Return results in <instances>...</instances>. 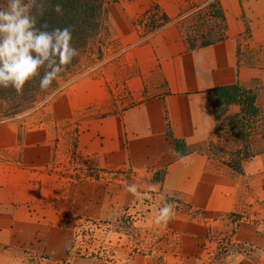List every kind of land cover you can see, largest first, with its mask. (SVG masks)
<instances>
[{"label":"rangeland","instance_id":"obj_1","mask_svg":"<svg viewBox=\"0 0 264 264\" xmlns=\"http://www.w3.org/2000/svg\"><path fill=\"white\" fill-rule=\"evenodd\" d=\"M107 16L102 60L83 55L51 99L0 117V264H264V154L227 166L212 143H237L217 130L213 95L173 93L162 72L230 40L264 69V0H118Z\"/></svg>","mask_w":264,"mask_h":264},{"label":"trees","instance_id":"obj_2","mask_svg":"<svg viewBox=\"0 0 264 264\" xmlns=\"http://www.w3.org/2000/svg\"><path fill=\"white\" fill-rule=\"evenodd\" d=\"M118 0H48L54 5L61 3L63 15L55 14L48 8L40 22H47L52 31L55 27L63 28L74 25L73 46L78 49L79 55L67 65L61 78L53 82L47 92L39 90V81L43 70L32 81L24 86L23 95L18 96L13 88H0V117L16 116L27 113L60 92L65 84L77 73H82L84 64L82 56L87 54L88 63L95 61L96 51L99 59L104 58L107 36V14L109 6ZM6 6V0H0V7ZM222 37L220 40H223ZM209 44V43H208ZM213 95L215 122L217 130H225L228 134L225 140L231 138L237 143L234 147L226 148L223 145H214L210 151L222 157L224 163L236 172L242 171L243 159L253 158L264 154V86L260 89L243 87L240 83L217 86L207 90ZM237 105L238 111L231 112V107ZM175 146L177 150V142Z\"/></svg>","mask_w":264,"mask_h":264},{"label":"clouds","instance_id":"obj_3","mask_svg":"<svg viewBox=\"0 0 264 264\" xmlns=\"http://www.w3.org/2000/svg\"><path fill=\"white\" fill-rule=\"evenodd\" d=\"M48 8L63 15L62 4L48 0H6L0 7V88L23 95L25 84L43 70L39 90L47 92L79 55L72 43L74 25L48 31L50 25L40 22ZM173 214L174 205H167L156 220L167 223Z\"/></svg>","mask_w":264,"mask_h":264},{"label":"crops","instance_id":"obj_4","mask_svg":"<svg viewBox=\"0 0 264 264\" xmlns=\"http://www.w3.org/2000/svg\"><path fill=\"white\" fill-rule=\"evenodd\" d=\"M162 72L173 93L205 92L217 86L242 84L254 79H258L264 85V69L243 61L239 63L236 47L231 43V40L218 45L184 51L172 58L166 57L162 60ZM158 108L159 105L155 101L146 103L142 107V110H146V114L152 113V118L147 119L150 134H161L162 126L160 127ZM203 112L206 114L204 129L210 133L214 124L212 109L204 106Z\"/></svg>","mask_w":264,"mask_h":264}]
</instances>
